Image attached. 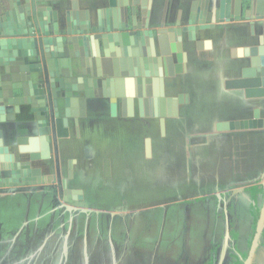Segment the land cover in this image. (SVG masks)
I'll return each instance as SVG.
<instances>
[{"label":"crops","instance_id":"obj_1","mask_svg":"<svg viewBox=\"0 0 264 264\" xmlns=\"http://www.w3.org/2000/svg\"><path fill=\"white\" fill-rule=\"evenodd\" d=\"M8 1L0 0V30L6 29V26L11 29L10 27L16 23L17 19L19 20V9L24 2V0H12L13 6L10 8ZM120 1L117 0V3ZM198 1L138 0V4L144 6L142 22L145 21L144 17L147 14L146 5L148 8L151 6L154 8L158 20L163 15L165 20L174 21L178 12L188 13L192 9L195 12L199 11ZM134 2V0H128L129 5ZM239 2L240 0H233V16H237V19L226 22L224 27L200 31L196 33L194 40H190L184 32L181 36L169 33L154 37L152 51L155 57L162 59L164 78V97L157 99L156 104L151 81L147 83L148 93L143 96L141 78H136L137 82L132 85L135 95L130 101L128 98H125L124 102L121 101L119 108L114 107V112L111 105L109 109L107 98H104L100 91H96V89L101 90L98 87L95 88L93 96L86 98L83 107L79 99L71 102L69 106L71 114L66 118L67 124H65L67 128L58 125V128L68 135L63 139L65 146L61 148L59 154L61 165L65 169L69 164L73 168L80 165L79 161L85 159L89 144H99L104 141L103 143L107 145V112L110 113L111 118L121 112L131 120L137 113L145 114L144 112L155 110L159 116L172 119L169 120L164 134L171 136L174 145L177 140L175 136L184 129L185 140L190 138V142L186 144V150L190 151L188 159L191 161L190 163L186 161V165L193 168L191 174L196 175L192 190H218L209 196L210 200L207 203L198 202L199 212L196 214L202 215L203 218L208 216L209 238L219 236V233L224 236L226 241L219 246V253L222 258L225 257L224 264L227 257L230 259L228 264H234V262L243 264L247 259L252 231L264 202V191L259 186L264 180V97H248L243 89L228 86L229 82L241 77L242 71L264 66V42L260 39L262 35L260 25L257 23L259 21L244 19L239 9ZM36 9L51 23L54 17L64 21L67 15L76 24L95 25L97 15L100 13L104 22L112 19L109 0H36ZM24 14L27 16L29 11H25ZM119 14L122 16L121 11ZM152 23L154 24L155 21L153 20ZM74 36L77 38L76 35ZM8 38L6 35H0V40ZM139 42V38L134 37L133 42L124 46V52H126L124 57L131 59L135 65L136 60L148 54L147 46ZM87 46L90 47L88 43ZM89 47L85 49L77 41L63 44L68 56L70 52L75 55L71 60L72 64L79 59L80 54L83 56V53H86L84 57L88 69L94 70L99 67L101 74L108 77L115 67L114 58H100L101 62L99 61L97 65ZM133 50L137 52V55L131 53ZM113 52L116 58H120L116 47ZM76 76L81 75L73 70L72 77ZM3 87L5 90L9 89L11 83L4 82ZM56 89L61 92L58 84ZM124 89L126 92V84ZM38 92L40 89L34 93ZM72 96L80 98L84 94L72 91ZM44 97L45 99L37 98V95L36 98L23 97L24 103H22L27 106L26 109H22L24 106L21 103L16 104L14 118L10 122H7L4 108V102L7 99L5 97L0 99V168L3 165L8 167L19 160L26 159L31 153L40 151V138L51 130L48 102H46V96ZM169 99L170 104L167 101ZM62 102L64 103V100ZM74 118L82 120L81 124L86 125L74 126L72 123ZM219 122H227L232 126L227 130L218 131L216 125ZM123 135L127 142L136 136L135 132H126ZM196 136L205 137L203 141L193 143V138ZM100 140L103 141L99 142ZM150 150L149 146L147 151ZM174 160L170 162V165L176 166ZM41 163L36 160L32 165L38 167ZM44 172H46L45 169ZM176 175L172 174V180ZM73 180L74 173L69 184ZM230 184L235 185L223 191L218 189ZM80 198L82 199L81 196ZM0 199V223L12 222L16 226H23L25 223L29 230H34L38 226V231L49 226L52 233H62L69 227L71 234L73 233L71 230L73 224L69 222L68 216L63 222L59 216V209L51 206L49 198L43 200L39 194H35L31 199L26 200L17 194H5L0 195ZM3 201L10 202V205L5 206ZM129 214L131 211L126 212V215ZM93 223L95 222H92L90 226H98ZM213 226H219L218 233L213 234ZM112 238L115 237L112 236ZM116 239L123 242L128 240L122 235ZM185 239L186 237L182 240L183 247ZM188 240L190 243L191 236ZM210 240L204 241V245H210ZM257 250L256 248L254 251L251 264H254L257 258ZM114 262L113 259H107L104 264ZM211 262L217 264V259L210 258L209 263ZM82 263L84 264L85 261ZM137 263L139 262H131V264ZM169 264H178L175 256Z\"/></svg>","mask_w":264,"mask_h":264},{"label":"water","instance_id":"obj_2","mask_svg":"<svg viewBox=\"0 0 264 264\" xmlns=\"http://www.w3.org/2000/svg\"><path fill=\"white\" fill-rule=\"evenodd\" d=\"M17 1V0H16ZM114 0H110L111 6L114 4ZM130 10L131 22L128 21L118 23V19L115 15L116 8H113L114 16L111 21H101L98 17L96 24L92 25L88 23L76 24L71 21L67 15L64 21L58 20L54 17L51 23L36 9V0H24L19 9V20L11 26V29L0 30V35H6L9 38L0 40V96L9 93V97L12 99L5 100V111L7 113V119L14 118V106L23 102V97H34L35 91L40 89V92L45 93L48 103L50 105V89L53 88L55 92L56 84L62 91L64 97V108L60 110L57 103L54 107H50L49 118L51 128H54L55 116L59 115V111L64 113V117L71 114L69 106L72 101L78 100L83 107L86 98L94 95V88L100 87V91L103 97H110L111 100L119 98L124 102L125 98L130 101L131 97L135 95L132 88L133 83L137 82L136 78H141L142 83V95L146 96L148 93V82L152 83V91L154 95V102L157 103V99L164 97V78H163V63L160 57H155L154 47L152 45L154 37L165 36L172 33L176 36H181L184 32L188 35L190 40H194L196 33L200 31L213 30L218 27H224L226 22H230L231 19H237V16H233V0H199V11L195 12L193 9L188 13L183 11L178 12L176 18L172 22L161 21L152 25V29H149V24H144L143 30L140 31V25H136L135 4H138V0H134ZM9 7L12 8L13 1L9 0ZM128 0L122 2V6H127ZM20 5V3H18ZM239 9L244 19L257 20L261 28V41L264 42V0H240ZM29 11V14L25 16L24 12ZM124 11V10H123ZM108 24V25H107ZM153 27L155 29L153 30ZM1 28V27H0ZM136 28L140 30L137 31ZM77 38H75V36ZM92 35V36H91ZM138 37L139 43L147 46L148 54L146 57H142L140 60H136V65L132 63L131 59L124 57V46L133 42V38ZM89 40V42H88ZM70 41H77L79 45L84 46L87 49V43L90 45V52L97 63L99 64L100 58H114L115 67L111 74L103 76L99 67L94 70H89L86 65V60L80 54L79 59L72 64L71 60L74 58L73 52H70V56L66 54L63 48V44ZM86 42V44H85ZM116 47L117 55L120 58H116L113 49ZM118 49V50H117ZM137 55L136 51L131 52ZM130 53V54H131ZM154 56L153 58H151ZM57 58V59H56ZM116 59V60H115ZM101 62V61H100ZM117 62L118 68L117 69ZM120 62V63H119ZM127 63V65H126ZM74 68V69H73ZM79 73L81 76L72 77V72ZM91 76H85V75ZM134 79V80H133ZM10 82L11 87L4 89L3 83ZM72 82V83H71ZM99 83V85H97ZM126 84V92L124 89ZM229 87L243 89L248 97H264V66H256L254 68L246 69L242 71L241 77L233 82L228 83ZM24 87V91L23 88ZM27 88V89H26ZM72 91L81 92L84 96L80 98L72 96ZM22 92V93H21ZM60 93V91H59ZM57 93H55L56 95ZM54 95V96H55ZM5 96V95H4ZM15 96V98H13ZM137 96V93H136ZM70 98L72 100H70ZM69 100V101H68ZM170 104V99L167 100ZM72 102V103H71ZM115 105L112 104V112H114ZM35 112L37 110H34ZM256 115V114H255ZM67 124V119L63 120ZM161 128H164V119H160ZM255 123V122H254ZM232 124L227 122H219L216 125L218 131L227 130L231 128ZM43 137L40 138V151L34 152L29 155L30 160H36L46 157V145L43 142ZM29 166L30 161L22 163ZM7 169L5 166L0 168L1 173L6 174ZM34 173H39L38 168L31 170ZM15 170H10L12 175L15 174ZM258 180V178H255ZM35 181L41 183V179L31 181L27 179L26 184H33ZM243 183V182H239ZM235 184H230L225 189H230ZM260 188L264 191V180L259 184ZM23 188L17 187V182L12 178H7L5 181H0V193H15L22 191ZM81 192V191H78ZM183 198L182 196L179 199ZM176 200V199H175ZM60 206L67 209L70 213H85V214H101L98 209L103 208L102 204H87L73 203L68 198H63ZM170 202V200H157L142 203L132 208H155L163 203ZM186 206L189 202L185 203ZM108 215L113 218L116 214H122L124 211H130L131 208L127 206H108ZM105 209V208H104ZM118 216V215H117ZM88 218V216H87ZM49 226L39 232L38 226L34 228V233H23L24 230H29L28 226H16L12 222L0 223V250L4 251L5 255H30V260L38 259L40 257L50 258V262L45 264H58L56 261L64 260L63 264H76V261L84 259V264H104L99 262H92L91 259L100 260L103 258L113 259V264H125L124 259L135 258L143 251H129L125 246H118L117 243L123 244V240H117L112 238L111 229L108 227L106 235H98L94 240L89 235L87 225L82 230V235L79 232H70L69 227L62 233H52ZM264 227V202L262 209L256 220L255 233L249 248V254L243 264H251L253 254L258 246V239L261 231ZM48 228V229H47ZM39 232V233H38ZM100 232V231H98ZM23 233V234H22ZM38 233V234H37ZM11 236V237H10ZM11 238V239H9ZM127 244L128 241L126 240ZM125 242V243H126ZM10 243V244H9ZM9 244V245H7ZM108 244V246H107ZM3 245V246H2ZM9 246V247H8ZM1 247L3 249H1ZM0 252V254H1ZM155 257V253L149 252ZM66 258H69L65 263ZM75 262H73V259ZM76 258H79L77 260ZM137 258V257H136ZM135 258V259H136ZM71 260V261H70ZM29 264H37L36 262ZM77 264H83L82 261ZM129 264V263H127ZM137 264H155L148 262H139Z\"/></svg>","mask_w":264,"mask_h":264},{"label":"flooded vegetation","instance_id":"obj_3","mask_svg":"<svg viewBox=\"0 0 264 264\" xmlns=\"http://www.w3.org/2000/svg\"><path fill=\"white\" fill-rule=\"evenodd\" d=\"M123 1L124 0H121L120 2L117 3V0H114L113 1L114 4L111 6L110 0H109L110 7L112 9L111 18L112 19L113 17L115 18L113 8H116L115 15L118 19V23L120 22L126 23L127 21L128 23H130L131 22V16H130L131 8L130 7H132L133 4L129 5L128 3L127 6L121 7L122 6L121 4ZM134 6H135L134 19H135L136 25L139 24L140 27H142L140 28L141 30L139 28H136L137 30L142 31L144 27L143 25L146 23L149 24V29H152L153 20L155 21V23H158L161 21H165V23L172 22V21L165 20L163 15L160 16L158 20L157 13L154 11V8L152 6L148 8V5H146L147 14L144 17L145 21H143L144 22L143 23L142 22V17H143L142 10L144 9L143 8L144 6H141L140 4H135ZM119 8H121V10H119ZM120 11L122 13V16H119ZM98 17H100L101 21L104 24H106L103 21L101 13L97 15L96 20L98 19ZM154 29L155 27H153V30ZM97 85H99V83ZM100 87H103L102 84H100ZM22 88L24 91V87ZM49 89H50V100L52 101L50 102V105L49 103L47 104L48 111L50 110V107H54L56 103H57L58 108L62 110L64 108V103L62 102V100H64V97L61 95L62 91L59 93V91L56 88H55V92L53 91V88L49 87ZM94 89L95 88L93 87V90ZM55 93L57 94L55 95ZM4 95H2V97L0 96V99L4 97L6 99L9 98L8 90H7V93ZM35 95H37V98H43V99H45L44 96H46L45 93L41 94V92H38ZM34 97L36 98V96ZM106 98H107V105L109 106V109H110V105L112 104H114L117 108H119V105H120L119 103H121L119 98H115V100H111L110 97H106ZM47 101L48 99L46 100V102ZM5 103L6 102H4V106H5ZM23 103H21L22 106H24L22 109H26L27 106ZM153 105L155 106L154 103ZM27 112H28V109L25 111L26 113L25 116L27 115ZM144 113L145 114L137 113L136 117L130 120L127 118V116L123 115L121 112L115 114L113 118H111V115H109L110 113L107 112V134L110 133L109 130H113V129H117L120 135L126 132H133V133L135 132V135H136L135 138L130 139L131 141L129 142H127V140H125L124 138V142H123L126 144L124 145V147H126L125 149L129 150V153H132L133 156L136 155L135 152L139 154V153H142L143 150L144 152H146L145 153L146 156H148L149 152L147 150L149 146H150L151 152L153 151V149H155L153 144L151 147V141L154 139V137H158V141H159V138H166L167 134H164V131L168 127L169 120H172V119H167L165 117L159 116V113H157L155 110L149 111L147 113L144 112ZM64 116H65L64 113L59 111V115L55 116V121L57 119H59L60 121L59 122L56 121L54 128H51V130H48L49 132L47 134L43 135V138H44L43 142L46 145V151H45L46 157L36 159L39 162H42L41 166L33 167L32 163L36 160L32 161L29 159V157H27L26 159L19 160L14 164L9 165L8 167L5 166V169H7L6 170L7 173L6 174L1 173L0 181H5L7 180V178H12L13 181L17 182V187H21L23 188V190L19 192H15V193H0V195L3 196L5 194L7 195L17 194V195L24 197L26 200L31 199V197H33L35 194H39L43 200L45 198H49L51 206L53 208L59 209L60 211L59 216L61 217V220L63 222L67 218L66 216H68L69 222L73 224V226H71V230L73 231V233L80 231L78 233L80 234L83 228L85 227V225H87L89 235L93 237L91 238L92 240H94L95 237L98 235H106L107 227H110L111 234L113 237L116 238L122 235L128 238L127 240L128 244L127 242L126 243L123 242V244L117 243L119 247L125 246L126 249H128L131 252L140 251V250L143 251L141 253L144 255L143 256L140 255V258L138 255L136 256L137 258L135 257L136 259L135 258L124 259V261L130 264L131 262H137V261L138 262L144 261L145 263L154 262L155 264H169L173 256H171V254H169L168 252L161 251L160 247L162 245V242H164V239L162 238V236L167 231L169 233H174L175 231H179V226H184V234H183L182 240L184 239V237H186L185 239L186 242L184 243L185 244L184 247L182 245L180 254L178 256L175 255V258H177L178 260V264H203V263L209 264L210 258L211 260L212 259L216 260L219 258V256H221V253H219V246L222 245L223 241H226L224 236L220 235L221 233H219V236L215 235L214 238L212 237L213 239L211 237L209 238L210 226H208L207 224L208 216L203 218L202 215L196 214L197 212H199L198 202L205 201L207 203V201L210 200L209 196L211 194H214L215 191H218L217 189L209 190V191H194L191 188L192 186H190V187H186V191H183L184 193L183 192L176 193V194L174 193L172 195L167 194V195L158 197L157 199L151 200V201L170 200V202H166V203L164 202L163 204L158 205L155 208H144V209L136 208L135 209L132 207H135L142 203L151 202V201H148V200H139L135 202H132V201H121V202L107 201L105 202V201H96V200L88 201L87 197L89 196H86L87 194L85 193L83 189L72 187L69 184V181L72 180L73 178V167L69 164L65 172V168L64 166L61 165V159L59 157L61 148L65 146L64 144L65 142H63V139H65V137L68 136L64 134V132H62L61 129L58 128V125L59 126L61 125V127L63 126L62 128L66 126L63 120L64 118H67L68 116L66 117ZM161 118L164 119L163 129L161 128V122H160ZM6 119H7V116H6ZM11 120L7 119V122H10ZM81 121L82 120L78 118L77 119L74 118L72 123H74V126H78L81 124ZM85 125L86 124L83 123L80 126L84 127ZM129 138L131 137L129 136ZM108 139H111V138H108ZM157 144L155 146L156 151L158 149ZM40 145H41V142H40ZM180 146H178V148H180ZM130 151H133V152H130ZM189 152L190 151H188V153ZM26 161H30L29 166L22 164L23 162H26ZM34 168H38L40 172L38 174L37 173L33 174L31 170ZM12 169L16 171L14 175L10 173V170ZM44 169L46 170V172H44ZM27 179H29L30 181L32 179L34 180L41 179V183L39 184L37 183V181H35L33 184H26ZM218 189L220 191H223L225 187L222 186L221 188H218ZM78 191H81V192H78ZM80 196L82 197V199L80 198ZM180 196H182L183 198L179 199ZM63 198H68L73 203H77V204L83 203V202H87V204L97 203L98 205L102 204V206L104 207L101 209H98L101 212V214H98V215H95L94 213L87 215L81 212L80 213H75V212L70 213L67 209L60 206V203L64 202ZM186 202H189L188 206L185 205ZM3 203L5 206L10 205V202H7V201H3ZM118 205L130 207L131 214L126 215V212L128 211H124L122 213L124 214L123 216L121 214H116L113 218H111L110 215L107 214L109 213V211L107 210L106 207L108 206L115 207ZM144 210L149 211L148 213L149 215H151L149 220L148 219L143 220L141 218V213L139 211H144ZM179 213H181L180 217H178ZM92 222H95L93 223V225L96 224L98 226H90ZM77 224L79 226H77ZM107 224L109 226H107ZM167 226H170L171 229H167ZM217 228H219V226H213V234H215V232L218 233ZM255 229H256V226H254V229L252 231L251 242H252V239L255 233ZM24 231L25 232L23 233H27V232L31 233L32 231H33L32 233L35 232L34 230H29V231L24 230ZM39 232H41V230H39ZM80 235H82V233ZM199 235H202V236L199 237ZM263 235H264V227H263V231H261L260 233V236L258 239V246H257V249H258L257 258L260 257V259L256 258L254 264H264ZM190 236H191V241L189 243L188 239L190 238ZM143 238H146L145 239L147 240L146 243L138 245L139 243L138 241H141L140 239H143ZM209 239H211L210 245L209 244L204 245L205 244L204 241L206 240L208 241ZM152 240L154 243L151 242ZM141 242H143V240ZM196 244H198V247L193 246ZM1 249L3 248L1 247ZM149 252L155 253V257L151 258L152 255L149 254ZM3 253L4 251L1 252L0 254V264H29L33 262H36L37 264H45L51 261L50 258L48 259L46 257H40L38 259L30 260V255H25L24 257H20V255H5ZM72 259H73V262H75L74 258ZM76 259L79 260V258H76ZM66 260L67 261H65V263L68 262L69 258H66ZM103 260H104L103 258H101L100 260L91 259L92 262H99V263L100 262L104 263ZM229 260H230L229 257H227L226 264L229 263ZM80 261H84V259L82 258V260L76 261V264L80 263ZM56 262H58V264H63L64 260L56 261Z\"/></svg>","mask_w":264,"mask_h":264},{"label":"rangeland","instance_id":"obj_4","mask_svg":"<svg viewBox=\"0 0 264 264\" xmlns=\"http://www.w3.org/2000/svg\"><path fill=\"white\" fill-rule=\"evenodd\" d=\"M109 131L107 145L103 143V140H100L99 142H103L99 144H89L90 146L85 152V159L79 161L80 165L73 168L74 180L70 185L83 189L86 196H89L87 197L88 201H151L163 195L182 193L186 191V187L193 185L196 175L191 174V170L194 169L186 165V161L189 163L191 161L188 159L189 153L186 150V144L190 142V138L185 140L184 129L175 136L177 139L175 145L168 134L166 138H159V141L158 137H154L151 147L153 144L155 149L152 151L153 154L150 150L148 156L144 150L139 154L135 152L137 156H133L124 147L126 144L123 142L126 137L123 134L120 135L117 129ZM203 137L205 136H196L193 138V143L203 141ZM173 160L176 166L170 165ZM172 174H177L174 178L175 181L172 180ZM139 212L143 220L150 219L151 215L148 210ZM180 216L181 213L178 214V217ZM167 229H171L170 226H167ZM183 234L184 226H179V231L174 233L167 231L163 234L164 242L160 247L161 251L168 252L171 256H178L182 249ZM201 236L199 235V237ZM145 239H140L143 242L138 241V245L146 243ZM193 246L198 247V244ZM224 260L225 257L220 256L217 259V264H224Z\"/></svg>","mask_w":264,"mask_h":264}]
</instances>
